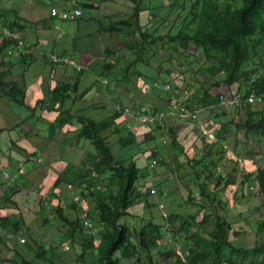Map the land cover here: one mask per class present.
<instances>
[{"label":"crops","instance_id":"obj_1","mask_svg":"<svg viewBox=\"0 0 264 264\" xmlns=\"http://www.w3.org/2000/svg\"><path fill=\"white\" fill-rule=\"evenodd\" d=\"M175 1L145 3L170 6ZM134 6L131 0H0V21L19 19L14 31L31 50L29 55L13 58L0 53L4 88V93L0 92V220L18 222L20 228L16 232L10 227L0 228V264H20L23 260L35 264H98L101 248L108 243L102 235L111 230L100 223L99 207L110 204L114 208L122 192V179L112 171H96L98 151L92 139L81 135L82 119L97 123L114 120L101 137L111 147L115 162L123 167L135 164L139 170L130 194L133 202L118 225L129 228L133 242L135 234L148 226L159 228L158 238L150 235L155 239L151 256L156 264H173L168 253L175 245L188 253L197 243L211 241L216 216L231 225L228 242L236 244L234 239L243 236L241 218L251 206L246 199V190L251 189L248 180L252 172L262 168L244 149L246 134L251 136L244 127L250 118L247 107H223L225 112L202 108L198 121L181 118L168 100L156 64L151 67L144 57L145 61L132 65L124 74L137 57V47L131 49L130 44L133 47L140 40L135 36L129 40V27L120 22L132 16ZM53 9H80L82 15L65 21L52 16ZM156 18L154 12L146 10L138 23L134 18L133 29L139 24L142 33L156 36ZM161 27L165 32V25ZM146 46L149 49V42ZM195 51L199 56L196 61L202 64L200 51ZM50 52L69 56L83 69L51 64L46 58ZM163 66L180 70L176 61ZM180 83L182 91L191 96L187 86L194 81ZM57 86H67V92L52 102L51 92ZM11 89L12 96H8L5 92ZM239 89L240 84L222 85L213 94H233ZM124 104L128 110L115 119ZM262 105L264 102L251 105L252 110L264 113ZM155 111L164 113V118L144 122L143 117ZM238 111L244 119L240 126L243 120ZM223 123L226 128H222ZM200 124L207 125L217 137L222 133V142L230 146L226 159L221 146L211 147L218 138L206 142ZM220 168L227 185L218 179ZM5 172L8 179L3 176ZM215 181L220 187L217 191ZM203 183L217 194V200L210 202L203 195ZM226 194L230 198L224 200ZM86 221L92 228L85 225ZM145 256L128 258L121 251L115 254L120 264H145L139 261Z\"/></svg>","mask_w":264,"mask_h":264},{"label":"trees","instance_id":"obj_2","mask_svg":"<svg viewBox=\"0 0 264 264\" xmlns=\"http://www.w3.org/2000/svg\"><path fill=\"white\" fill-rule=\"evenodd\" d=\"M131 1L135 4L133 14L120 24L129 27L126 32L128 39L131 40L135 36L140 40V44L133 45V47L130 44L131 49L137 47L135 50L137 57L128 68L123 70L124 74L130 71L132 65L148 58L145 62L151 67L156 64L154 68L163 78L162 84L170 103L173 102L174 96H179L177 92L183 90L180 82L185 80L178 78L188 73L193 74L194 84L187 86L193 92L188 97L187 107L190 110L223 109L220 106L221 95L213 94V91L222 85L230 87L240 84L238 92L249 93L254 90L257 95L264 97V71H262L264 63L259 61L261 51L264 52V0H240L238 5L237 0H222L223 4L221 0H189L188 2L187 0H176L170 6L162 2L146 4L145 0ZM146 10L154 12L157 17L154 22L156 36L150 32L142 33V27L139 24L135 30L133 29L134 18L138 23L139 15ZM167 17L171 20L167 21ZM18 21L19 19L15 22L4 23L14 29L16 25H19ZM162 25H165V32L160 31ZM137 33H140L139 36ZM147 42L150 44L149 49L146 46ZM9 45L11 42H6L0 53L5 52V47ZM152 45L154 46L151 47ZM192 47L200 51L202 64L198 65L196 61L197 52H190ZM173 61L178 63L180 70L163 66L165 62ZM249 64L252 67L248 66ZM176 71L179 77L174 78ZM137 73L139 72L135 69V74ZM258 74L260 76L253 83L252 77ZM138 75L140 76V73ZM219 75L223 77L217 80ZM167 84L170 85L171 90L165 89ZM1 85L0 81V92L4 93ZM67 88V86H57L51 92V101L58 102L63 98ZM12 90L5 93L12 96ZM124 106L125 104L115 119L128 110V107ZM246 107L245 110L250 114V118L244 127L252 136L264 138V113L253 111L251 105H246ZM155 113L158 112H153ZM113 121L111 119L97 123L82 119L81 135L92 139L98 151L99 161L96 171L102 173L112 171L122 179L120 184L122 192L114 208L110 204H102L99 207L100 223L110 226L111 230L107 229L102 235L108 243L105 249L101 248L98 264H120L121 261L115 258L118 251L128 258L134 255L141 257L145 254L144 259L139 258L140 262L144 260L145 264H156L151 252L156 247L155 239L158 238L159 228L148 226L135 234L136 242H133L134 236L129 228L125 225H118L119 219L126 215L127 208L133 202L130 200V194L138 180L139 170L135 164L123 167L122 164L115 162L111 147L101 137V132ZM226 127L227 124L223 123L222 128ZM217 135L218 140L211 147L221 146L224 137L221 132ZM172 136L174 137L173 133ZM129 137L132 139L133 135L129 134ZM209 174L214 175L213 169H210ZM218 179L220 182L226 181L227 185L226 176L220 174ZM248 181H251L250 186L253 191L257 188L258 192L264 196V168H258L252 172ZM220 182H218L219 185ZM201 187L203 195L210 202L217 200V194L210 192L206 183H203ZM216 219L217 227L211 234L212 240L197 243L196 248L188 252L187 264H264V241L251 248L236 247L235 244L228 242L231 225L226 222L225 218L216 216ZM18 225V222H8L6 218L0 220V228L5 230L10 227L16 232L20 229ZM257 226V232L263 231L264 221ZM152 234H156L155 239H151ZM226 250H229V254H226ZM168 257L174 259L173 264H184L176 256L174 247L168 253ZM20 264L35 263L23 260Z\"/></svg>","mask_w":264,"mask_h":264},{"label":"built area","instance_id":"obj_3","mask_svg":"<svg viewBox=\"0 0 264 264\" xmlns=\"http://www.w3.org/2000/svg\"><path fill=\"white\" fill-rule=\"evenodd\" d=\"M82 15V10L80 9H70L65 11H58L56 9L52 10V16L60 17L65 21L74 20L79 18ZM11 42V45L5 47L6 58H13L15 56L22 57L25 55H29L31 50L26 47L25 42L19 38L8 24L0 21V50L4 48L6 42ZM46 58L53 65H70L75 67L78 71L83 69L74 59L69 56L60 55L58 53H47ZM260 75H254L252 77V82H256L257 78ZM254 88V87H253ZM166 90H171L170 85L165 86ZM252 90V88H251ZM177 94L179 96L173 97V106L178 111L181 118L190 119L193 121L199 120V110H190L188 106V96L187 92L178 91ZM264 97L261 95H257L254 90L249 93L236 92L233 94H222L220 96V106L222 107H244L246 105H254L257 103H263ZM119 110V109H118ZM164 113H156V114H147L143 117L144 122L146 123H156L164 118ZM201 135L206 139V142H214L217 140L216 134L205 124L199 125ZM156 162L153 163V165ZM221 173V171H220ZM5 178H9V174L7 172L3 173ZM224 176V174H223ZM152 193H155L152 190ZM85 225L88 228H92V224L89 221L85 222ZM175 254L184 264L188 263V253L184 251L181 246H174Z\"/></svg>","mask_w":264,"mask_h":264},{"label":"rangeland","instance_id":"obj_4","mask_svg":"<svg viewBox=\"0 0 264 264\" xmlns=\"http://www.w3.org/2000/svg\"><path fill=\"white\" fill-rule=\"evenodd\" d=\"M188 1L189 0H187V2ZM223 1L221 0V4H223ZM239 3H240V0H237L236 4L238 5ZM192 52H194V53L196 52L195 47H192ZM259 57L261 58L259 61L264 63V52L261 51V54L259 55ZM195 58L199 59V56L196 55ZM200 64L201 63L199 62L198 65H200ZM250 66L252 67V65H250ZM262 71H264V69ZM192 76H193V74L188 73L183 77L182 76L179 77L178 79L182 80L184 78L187 81L188 80L192 81V80H194V78ZM263 107H264V105H262V108ZM223 111L225 112L226 110L223 109L222 112ZM237 113H238L237 116L241 119V121L243 120L241 124H238V126H240L244 123V119L242 117H240V111H238ZM245 143L246 144L244 146V149H246V151H248L250 153V155L253 157V159L255 160L254 164H256V166H258V167L264 168V138H261L258 136L256 137L254 135L247 137V134H246ZM229 147L230 146L228 143L222 142L220 150H221L223 160L227 158V153L230 152ZM248 152H247V154H249ZM240 156H237L236 158H240ZM239 165H240L239 168L242 167V160H240ZM256 166L254 165V168H257ZM220 170H221V168H220ZM222 172H224V171L221 170L220 174L223 175ZM224 176H226V175L224 174ZM216 182L217 181H215L213 184V188L215 191H217L220 188L216 184ZM247 183L248 182L246 181V183H244V184H247ZM249 183H251V181ZM249 183H248V186L251 185ZM250 188H251V186H250ZM251 190L252 189H250V191L246 190V194L248 193L247 196H249L246 199L251 201V206L247 207L248 210H247V213L245 214V217L241 218V220L243 222L242 224L244 225V228H245V230H244L245 232H244L243 236H240V237L234 239L236 241V244H235L236 247L241 246L244 248H251V247L256 246V244L262 243L264 241V230L261 232H257V230H258L257 225L264 221V196H262L258 192L257 188L254 189V191L253 190L251 191ZM226 198L228 199V198H230V196H228L226 194V196H224V200ZM226 202H227V200H226Z\"/></svg>","mask_w":264,"mask_h":264}]
</instances>
